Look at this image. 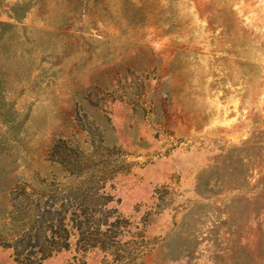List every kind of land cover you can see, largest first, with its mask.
Here are the masks:
<instances>
[{"label":"rangeland","instance_id":"1","mask_svg":"<svg viewBox=\"0 0 264 264\" xmlns=\"http://www.w3.org/2000/svg\"><path fill=\"white\" fill-rule=\"evenodd\" d=\"M0 90V264H264V0H0Z\"/></svg>","mask_w":264,"mask_h":264},{"label":"trees","instance_id":"2","mask_svg":"<svg viewBox=\"0 0 264 264\" xmlns=\"http://www.w3.org/2000/svg\"><path fill=\"white\" fill-rule=\"evenodd\" d=\"M0 105L2 106V114L5 115V110L6 109L4 107L5 106L4 101H3L2 97H1V90H0ZM11 122H12V120H11ZM145 248H146V246L145 245H142V244H141L140 248H137V252H136V255H135V259H138L139 260L145 254V252H144L145 251L144 250Z\"/></svg>","mask_w":264,"mask_h":264}]
</instances>
